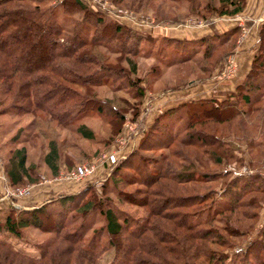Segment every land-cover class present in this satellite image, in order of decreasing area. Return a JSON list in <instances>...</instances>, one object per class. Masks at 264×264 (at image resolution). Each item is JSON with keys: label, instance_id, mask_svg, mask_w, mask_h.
Instances as JSON below:
<instances>
[{"label": "trees", "instance_id": "16d2710c", "mask_svg": "<svg viewBox=\"0 0 264 264\" xmlns=\"http://www.w3.org/2000/svg\"><path fill=\"white\" fill-rule=\"evenodd\" d=\"M33 1L37 2V0H0V103L8 100L9 107L15 109L16 114H39L54 119L64 126L73 124L91 110L102 113L105 105L116 109L106 99L96 98L93 90L98 86H104L109 79L117 83L120 77H124L123 71L101 62L92 49L95 47L108 49V42H112L114 51L123 50L135 54L145 37L124 24L104 18L100 12L87 10L79 0H58L45 11L40 9L38 4L32 3ZM185 1L191 4L195 2L193 5L197 7L201 3L194 0ZM217 1L220 5L218 10L212 8L208 1L202 2V9L207 11L206 15L232 16L241 11L245 2L244 0ZM23 3L32 6H25ZM55 10H59L64 15L83 10L82 20L85 21V29L91 30L90 38L86 39L74 29L71 30L70 36L65 35L64 28L52 15ZM204 18L207 21V17ZM233 30L235 28L231 29ZM227 33L228 31L225 32ZM210 37L212 36L188 40L162 35L159 38L153 37L152 41L159 39L162 42L159 53L165 57L163 58L165 61L168 59L169 51H175L177 64L189 58L196 47L203 45H206L202 52L203 58L211 56L212 51L219 48L221 43L210 44L208 40ZM44 48L46 50L43 51ZM132 71H134L133 67L128 73H133ZM124 79L123 83L134 90L133 108L138 109L146 89L139 80ZM262 88H264V16L257 31L255 53L243 80L235 85L232 97L224 100L201 98L184 101L157 114L143 131L137 147L116 162L101 185L105 186L109 180L114 188L115 180L117 181L115 177L121 174L120 169L131 168L139 172L140 178L145 180L147 184L144 185L147 186L165 179L166 183H163V186L169 188L168 191L155 193L138 189L140 190L138 197H131L130 193H118L119 199L143 209V214L136 217L112 205L110 198L105 195L101 199L95 198L92 184H87L82 189L61 197L60 202H67L69 208L53 215V223L50 224L54 233L53 239L47 244L37 246V256H29L15 250L9 243L0 240V264H71L72 253H76V258L80 257L90 264H97V259L104 248L99 246L94 234L84 242L80 230H72L67 226L64 217L65 211L69 209L80 212L97 211L102 216L103 228L108 236L107 242L113 248L110 264H223L227 256L220 252L216 254L207 247L208 245L224 246L227 243L215 228H211L210 224L214 218L189 222L190 215L203 206L197 208V205L208 198L210 204L215 201L214 191L209 188L203 190L201 188L199 192L194 190L191 194H181L176 191V185L179 184H198L202 183L203 179L205 181L213 179H208V175L201 172L194 174L193 172H196L194 170L186 172L185 166L169 161V164L173 163L182 169L175 173L174 168L163 162L162 158L165 160L167 156H171L183 163L186 156L181 151L179 153L170 150L162 158L149 160L141 156V151H152L155 148L168 150L172 143H177L180 149L188 146L198 150L205 149L208 144L205 140L206 135L211 132L206 129L208 118L224 114L225 118L222 116L221 119H226L229 114L246 113L244 106L248 110L249 105L259 101L264 93ZM180 114L186 115V122L181 129L171 132L172 118ZM123 117L122 111L113 120L114 123L109 120V123L112 121L111 123L116 125L113 135L118 134ZM202 125L203 128L199 129L198 127ZM188 129L190 133L185 134ZM74 130L85 139L93 137L91 130L84 124H77ZM216 137L213 135L215 140ZM17 138L18 136H14L13 140ZM247 141L246 144L251 145V141ZM218 147L219 144L216 143V148ZM204 151L209 152L212 160L216 162H219L223 156L227 158L232 156L228 150L221 151V154L216 149ZM57 158V149L53 143H49L44 163L53 174L57 171ZM8 162L5 176L10 185L22 184L20 183L22 178L30 180L28 167L25 166L23 146L12 150ZM120 178L122 179V177L118 179ZM243 179L247 182L241 187L243 193L264 192V177L250 175ZM236 184L237 179L232 180L228 186H224L216 193L228 199L220 210L215 211V216L232 213L238 207L244 206L243 202H239L241 194L237 195ZM149 195L161 196L160 203L152 204L153 200ZM190 206L193 209L189 212ZM41 215L48 216L44 204L30 209H20L16 215L10 210L0 222V230L4 229L12 236L18 237L25 227L41 228ZM224 231L228 234L234 232L228 226H224ZM258 235L259 237L252 239L242 251L235 252V261L237 258L238 261L230 264H264V228H261ZM62 250H65L67 255L61 256Z\"/></svg>", "mask_w": 264, "mask_h": 264}, {"label": "rangeland", "instance_id": "374dc122", "mask_svg": "<svg viewBox=\"0 0 264 264\" xmlns=\"http://www.w3.org/2000/svg\"><path fill=\"white\" fill-rule=\"evenodd\" d=\"M79 1L87 10L100 12L104 18L124 24L134 32L144 36L145 39H143L140 44V49L135 54L123 50L121 52H118V50L114 51L112 49L114 47L112 42H108V49L102 47L92 49L101 62L111 67H117L123 71L124 77H120L117 83L114 81L111 82L112 80L109 79L104 86H98L93 90L96 98L106 99L117 110L105 105L103 106L102 113H96L91 110L73 124L64 126L54 119L39 114H16V110H12L9 107L8 104H10V101L8 100L0 103V222L3 221V218L10 210L13 211V215H16L20 209H25L23 206L29 204L33 205V207L44 204L45 212L49 216L44 217L41 215V228L33 226L25 227L20 231V236L18 237L12 236L4 229L0 230V240L9 243L15 250H19L29 256H37V246L47 244L53 239L54 233L50 225L53 223V215L60 210L69 208L66 205L67 202H60L61 197L80 190L87 184H92L95 198L101 199L105 195L107 198H110L112 205L124 209L136 217L143 214V209L130 205L121 200V198L119 199V196H117L118 193H130L131 197H138L140 190L143 189L155 193L168 191L169 188L163 186V183H166L165 179H160L154 185L147 186L145 180L140 178L139 172L131 168L120 169L121 174L115 177L117 181L115 180L114 188H112L109 180H107L108 182L105 186H101L103 179L107 178L111 169L107 170L106 172L108 174L105 175L103 169L99 167L100 172H95L77 181L62 177L63 174L76 165L90 162L98 158L101 154L114 150L116 147L115 139L123 131V124L126 122H129L135 128L137 135L131 145L129 144L121 149L124 157L137 147L143 131L155 117L152 115L149 106L151 102L156 100L150 98L151 96L148 98L144 96L138 104V109H134L135 99L132 98L134 90L129 85L127 86V84L123 83L124 78L139 80L144 89L152 92L158 89H177L178 87L190 90L194 85L203 83L212 74L214 69L218 68L220 72L215 76V79L230 77V75H223V72L229 65V60L235 61L234 50L236 45L243 40L248 31V28L239 24L234 25L235 30L233 31L231 29L234 28L228 29L227 34L208 35L212 36L208 39L210 44L217 45L221 43L219 48L217 47L212 51L213 54L211 56L203 58L202 52L206 46L203 45L199 48L196 47L194 53L185 61L176 64L174 63L177 59L175 58L177 57L175 51L170 50L168 59L165 61L163 59L165 57L159 53L162 42L159 39L152 41L153 37L159 38V36H162L159 34H161L160 32L163 27H172L179 24L190 26L195 24L205 25L209 22L215 23V20L218 21L220 18L230 19V17L235 16L239 12L232 16L223 15L211 17L206 15L207 11L202 9V2L208 1L212 8L215 7L218 10L220 5L217 0H194L201 2L198 7L193 5L195 2L191 4L185 0ZM57 2L58 0H37V2L33 1L32 3L38 4L39 8L45 11L50 5H55ZM23 4L25 6H32L29 3ZM244 6L245 2L243 3L242 9ZM52 15L64 28L65 35L70 36L71 30L74 29L86 39L90 38L91 30L85 29V21L82 20L84 19L83 10L75 11L71 15H64L59 10H55L52 12ZM204 16L207 17V21H205ZM262 19L263 17L260 19V22ZM259 24L256 26V37ZM147 29H153V31L147 32ZM157 30V34H151V32ZM221 35L222 37H220ZM255 49L256 44L253 55ZM42 50L44 51L46 49L44 48ZM132 67L134 68L133 73H128V70H131ZM236 68L237 65H235V70ZM189 80H193V82L189 83ZM189 90L184 92V94L190 93ZM261 90L264 91V88ZM209 91V96L215 95L214 88H211V90L208 89ZM192 94L190 95L192 96ZM262 95L259 101L248 106V110L244 106L246 110L244 114H229L226 119H221L222 116L225 118L224 114L208 118L206 121V129L208 128L211 132L209 135L203 133L206 135V142H208L205 149L198 150V148L195 149L190 146L180 149L179 146L177 147V143H172L168 150L155 148L152 151H141V156H144L147 160L151 158H162L170 150H176L179 153L181 151L186 156L183 163L171 156H167L165 160L162 158L163 162L167 166L170 165L171 168H174L175 173L182 170L175 166L178 163L181 166H185L186 169L184 170L186 172L194 170L196 171L193 172L194 174L201 172L207 174L208 179H213L211 181H205L203 179L202 183L198 184H179L176 185V191L181 194H191L194 190L199 192L201 188L202 190L209 188L211 191H214L215 201L210 204V199L208 198L204 202H201L200 205H197V208L203 206L199 211L190 215L189 222L203 221L209 217L214 218L210 224L211 228H215L225 238L227 243L224 246L208 245L207 247L216 254L220 252L227 256V260L223 264H227L228 262L229 264L237 263L238 258L235 261V252L242 251L252 239L258 238L259 231L261 228H264V192L248 191L243 193L241 189L244 183H247L243 178L250 175L264 177V93ZM254 108L257 110L253 111L252 109ZM122 111L124 117L119 128L120 130L118 134L113 135L116 127V125L112 124L114 123L113 120ZM185 118L186 115L183 116L182 114L173 116L171 132L181 129L186 122ZM109 120L113 122L110 121L109 123ZM79 123L84 124L91 130L93 134L92 139H85L75 132L74 128ZM198 128L202 129L203 125ZM186 132L190 133V130L185 131V134H188ZM213 135L217 136L216 140L213 138ZM14 136H18V138L13 140ZM245 140H250L252 146H248ZM49 143H53L58 153L56 160L57 171L54 174L50 172L44 163V156L48 151ZM216 143L219 144L218 148H216ZM20 146L24 148L25 166L28 167V177L30 180L22 178L20 182L22 184L13 186L9 184L5 176V169H7L9 164L8 161L10 160L12 150ZM208 149L209 151L210 149H216L219 154H221V151L228 150L232 156L230 158L223 156L219 162H216L212 160L209 152L204 151ZM169 161L175 164H169ZM187 163H190V165ZM101 174L104 176L103 179H100ZM119 177H122V179H118ZM112 179L114 178L112 177ZM236 179L238 188L236 190L237 195L239 196L241 194L239 202H243L244 206L238 207L232 213L215 216V211L220 210L228 199L216 193L222 190L224 186H228L232 180ZM144 183L146 184L144 185ZM2 186L7 188L2 190ZM25 186L29 188L27 195L19 197L11 195L12 190ZM157 188L159 191H157ZM187 188L189 189L186 190ZM160 197L159 195H149V198L153 200L151 203L154 205L160 203ZM203 207L205 208L203 209ZM191 209L193 207L190 206L188 211L190 212ZM64 222L72 230H80L84 242L94 234L95 238L99 241V246L104 248L97 259V264L111 263L113 248L107 242L108 236L103 228L104 221L97 211L80 212L69 209L65 211ZM224 226H228L234 232L228 234L227 231H224ZM75 254L72 253L73 259L71 264H90L83 258H76ZM65 255H67L66 251L62 250L61 256Z\"/></svg>", "mask_w": 264, "mask_h": 264}, {"label": "crops", "instance_id": "0c3cea01", "mask_svg": "<svg viewBox=\"0 0 264 264\" xmlns=\"http://www.w3.org/2000/svg\"><path fill=\"white\" fill-rule=\"evenodd\" d=\"M263 12L264 0H245V6L241 12L233 17H230V19L220 18L218 21L215 20V23L209 22L205 25L195 24L190 26L186 24H179L172 27H163L160 32L161 34L159 35L188 40L199 39L208 35H219L228 31V29L234 28V25L239 24L248 28V31L246 36L238 45H236L234 50L237 68L230 77L215 79V76L220 72V69L218 68L214 69L212 74L206 78L203 83L194 85L193 88H190V90L181 89V87H178L177 89H158L152 92L145 90V97L148 98L151 96L150 98L156 100L151 102L149 106L152 115L156 116L163 110L184 101L207 97H212L217 100L230 99L234 92L235 85L243 80L245 73L249 68L256 44V26L260 23V19L263 17ZM146 31L150 32L153 31V29H147ZM157 32L158 30L151 32V34H157ZM188 82L191 83L193 80H189ZM211 88H214V96H209L210 91L208 92V89L211 90ZM187 90H189L190 93L184 94ZM190 94H192V96ZM98 171L100 172L99 168H97L95 172ZM2 187V190L7 188H4V186ZM31 207H33L31 204L23 206L25 209Z\"/></svg>", "mask_w": 264, "mask_h": 264}, {"label": "built area", "instance_id": "2783aa9c", "mask_svg": "<svg viewBox=\"0 0 264 264\" xmlns=\"http://www.w3.org/2000/svg\"><path fill=\"white\" fill-rule=\"evenodd\" d=\"M228 66L226 70H224L223 75H232L235 70V61L228 62ZM137 132L135 128L129 123L126 122L123 124V131H121L116 139H115V149L101 154L95 160H92L87 163H83L80 165H76L71 170L67 171L65 174L62 175L63 178L69 180H81L85 177L90 176L93 174L97 168H102L105 175L108 174L107 170L111 169L119 159L124 157V153L122 152V148H125L127 145H131L133 139L136 137ZM103 174H101L100 179H103ZM29 193V188L27 186L23 188H18L11 191V195L13 196H25Z\"/></svg>", "mask_w": 264, "mask_h": 264}]
</instances>
